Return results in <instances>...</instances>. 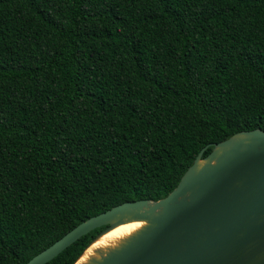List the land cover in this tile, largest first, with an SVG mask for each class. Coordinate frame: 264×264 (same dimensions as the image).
Wrapping results in <instances>:
<instances>
[{
  "label": "trees",
  "instance_id": "trees-1",
  "mask_svg": "<svg viewBox=\"0 0 264 264\" xmlns=\"http://www.w3.org/2000/svg\"><path fill=\"white\" fill-rule=\"evenodd\" d=\"M257 129L264 0H0V264L167 197L204 148Z\"/></svg>",
  "mask_w": 264,
  "mask_h": 264
},
{
  "label": "water",
  "instance_id": "water-1",
  "mask_svg": "<svg viewBox=\"0 0 264 264\" xmlns=\"http://www.w3.org/2000/svg\"><path fill=\"white\" fill-rule=\"evenodd\" d=\"M211 146L167 197L126 202L94 216L27 264H47L106 227L88 250L113 229L137 222L144 226L84 264H264V130Z\"/></svg>",
  "mask_w": 264,
  "mask_h": 264
},
{
  "label": "bare ground",
  "instance_id": "bare-ground-1",
  "mask_svg": "<svg viewBox=\"0 0 264 264\" xmlns=\"http://www.w3.org/2000/svg\"><path fill=\"white\" fill-rule=\"evenodd\" d=\"M142 226H144V223L137 222V223H131V224H125L121 225L106 235H104L102 238H100L97 242H95L84 254V256L81 258V260L77 264H84L87 262V260L95 255L96 250L98 249H106L108 247L115 246L120 240L123 238L128 237L132 233H134L136 230L140 229Z\"/></svg>",
  "mask_w": 264,
  "mask_h": 264
}]
</instances>
